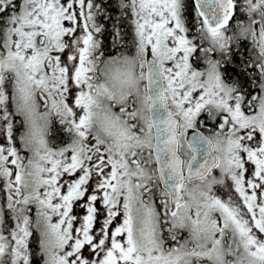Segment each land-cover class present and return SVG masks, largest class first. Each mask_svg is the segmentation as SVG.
I'll list each match as a JSON object with an SVG mask.
<instances>
[{
  "label": "snow or ice",
  "instance_id": "6c2138e0",
  "mask_svg": "<svg viewBox=\"0 0 264 264\" xmlns=\"http://www.w3.org/2000/svg\"><path fill=\"white\" fill-rule=\"evenodd\" d=\"M0 264H264V0H0Z\"/></svg>",
  "mask_w": 264,
  "mask_h": 264
}]
</instances>
